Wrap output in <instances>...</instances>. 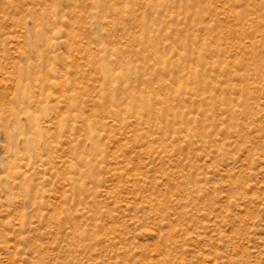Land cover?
I'll return each mask as SVG.
<instances>
[{"label": "rangeland", "instance_id": "rangeland-1", "mask_svg": "<svg viewBox=\"0 0 264 264\" xmlns=\"http://www.w3.org/2000/svg\"><path fill=\"white\" fill-rule=\"evenodd\" d=\"M0 264H264V0H0Z\"/></svg>", "mask_w": 264, "mask_h": 264}]
</instances>
